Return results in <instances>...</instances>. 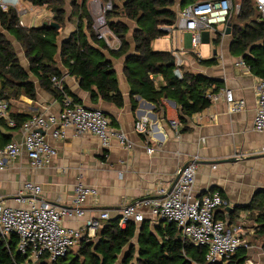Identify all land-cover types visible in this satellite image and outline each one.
Listing matches in <instances>:
<instances>
[{"label": "crops", "instance_id": "0c3cea01", "mask_svg": "<svg viewBox=\"0 0 264 264\" xmlns=\"http://www.w3.org/2000/svg\"><path fill=\"white\" fill-rule=\"evenodd\" d=\"M182 8L181 1H177L173 10L178 14ZM50 15L39 19V25H36L37 19L33 17L31 25L23 26H42L44 22L51 21ZM123 22L130 29L133 28L132 23ZM75 28L74 19L67 21L64 28L59 30V40L64 41ZM221 30L202 32L196 46L192 45L191 33L172 30L151 43L155 52L178 53L182 59V72L200 74L214 82L207 91L211 101L209 107L185 118L184 124L178 121L179 112L174 101L162 99L164 116L161 118L162 111H156L153 104L139 96L131 97L130 85L123 73V58L111 59L122 95L121 107L106 103L100 97L94 99L91 92L83 91L79 80L70 76L58 63L62 84L78 104L102 111L110 120V128L123 133L132 143V149L124 150L114 139L107 147H103L94 136L77 135L72 130H66L62 138H53V127H49L43 134L56 151L51 164L40 169L34 168L22 151L0 171V201L9 207L27 208L30 196H20L19 193L26 183H32L39 185L42 192L31 202H46L58 208H69L74 187L81 182L94 189L96 196L86 199L83 217L63 222L66 228L80 230L88 220L99 219L102 211L108 212V220L120 218L123 207L153 196L160 185L171 187L180 170L194 163L195 195L219 192L226 202V205L215 211V219L230 224L237 215L243 213L247 215L246 229L254 227V222L248 219L249 212L240 208L249 205L257 193L264 191V133H256L252 128L257 107L258 78L250 69H246L245 55L232 56L231 36L222 35ZM185 33L190 34L187 47L184 46ZM7 37L20 66L29 73V64L22 48L13 37ZM126 40L131 47L130 52H133L132 32L127 34ZM109 47L118 49L119 41L112 38ZM201 61L212 63L202 64ZM154 79L157 83L162 82L160 77ZM29 81L35 85L36 100L21 97L19 102L11 103L12 115L27 118L34 115L57 117L62 105L40 88L35 77L29 75ZM220 89H228L236 99L244 100V111L229 114L223 101H213L212 95ZM142 119L147 121L145 135L135 131V124ZM174 120L178 122L176 129L170 125V121ZM0 133L8 137L9 142L18 141L21 137L19 129H11L6 125L0 127ZM147 149H153V153L148 154ZM18 197H21L22 203L17 202ZM226 208H231L232 212L227 213ZM229 217L234 218L232 222H228ZM144 221H148L151 228L158 224L148 214ZM104 222H100V225ZM253 236L249 234L248 240ZM247 255L255 264H263L264 239L253 243Z\"/></svg>", "mask_w": 264, "mask_h": 264}, {"label": "trees", "instance_id": "16d2710c", "mask_svg": "<svg viewBox=\"0 0 264 264\" xmlns=\"http://www.w3.org/2000/svg\"><path fill=\"white\" fill-rule=\"evenodd\" d=\"M21 1L49 12L50 22L58 25L60 31L67 21L73 19L76 28L69 37L60 41L59 30L48 25L22 27L14 10L3 12L0 9V99L7 101L10 107L21 97L36 100L35 85L29 81V75L35 77L40 88L60 104L65 96L78 104L65 86L60 90L52 82L53 78L62 79L58 63L70 76L77 78L80 88L91 92L94 99L100 97L106 103L121 107L122 95L111 61L121 58L124 60L123 73L130 85L131 97H141L153 104L156 111L164 109L163 98L170 99L175 102L179 112L178 121L184 124L185 118L209 107L211 101L207 91L214 82L200 74L182 71V78L177 79L173 75V67H167L173 61L172 54L155 52L151 48L154 40L165 36L170 32L168 29L174 26L177 14L173 8L177 1L186 7L206 0H110L111 10L105 13V21L119 41L118 49H111L103 40L96 38L87 11V0H73L69 15L65 10V0ZM104 1L107 3L109 0ZM231 2L233 9L239 5V10L237 14L233 10L228 18L231 28L230 53L232 56L245 55L244 62L251 73L264 79V20L260 19L253 0ZM123 20L132 23L133 28L130 29ZM129 32H132L133 52H130L131 47L126 40ZM7 35L13 37L22 48L29 64V73L20 66ZM155 77H160L162 82H155ZM12 119L16 124L15 129H19L28 118L13 115ZM4 126V121L0 119V127ZM9 141L0 133V148ZM240 210L248 211V219L255 224L254 236L249 240L252 246L264 239V191L257 193L251 203ZM233 219L229 217L228 222ZM16 245L15 236L9 239L0 237V264L23 262V256L16 252ZM205 255V248L188 243L172 224L158 223L151 228L148 221L139 225L128 221L124 228H120L119 218H116L104 222L93 240H81L76 251H69L53 264H206ZM247 259V251L239 249L215 264H244Z\"/></svg>", "mask_w": 264, "mask_h": 264}, {"label": "built area", "instance_id": "2783aa9c", "mask_svg": "<svg viewBox=\"0 0 264 264\" xmlns=\"http://www.w3.org/2000/svg\"><path fill=\"white\" fill-rule=\"evenodd\" d=\"M253 1L256 3L260 19L264 20V0ZM20 3L21 0H0V9L3 12L14 10L19 16V25L24 27L20 17L33 12L34 6L30 5L26 9L17 11ZM88 4L96 38L103 40L109 46L110 40L116 39L105 21V13L111 10V1L104 3V0H90ZM233 10L237 14L239 5L233 9L231 0H206L188 5L177 14L171 30L191 33L192 45L196 46L202 32H215L217 27L221 26L220 33L223 35ZM172 56L173 75L181 79L182 59L178 53H173ZM246 69L249 67L246 66ZM52 82L58 89H62L61 80L53 78ZM211 98L215 102L223 101L229 114L239 113L245 109V101L236 99L228 89H220ZM256 101L252 128L256 133H264V79H257ZM61 105V112L57 117L34 115L20 126V139L0 148V171H3L22 151L26 153L32 167L40 169L49 166L56 155L55 149L47 143L43 134L49 127H53V138H62L66 130H72L77 135L94 136L103 147H107L114 139L124 150L132 149V143L123 133L110 128V120L102 111L75 104L68 96L64 97ZM12 116L9 103L0 99V119L7 127L14 129L16 124ZM146 125V119L138 121L135 124V131L141 135L147 134ZM170 125L176 129L178 122L170 121ZM147 152L152 154L153 149H147ZM195 180L196 165L190 163L184 167L173 186L160 185L153 192V196L140 203L123 207L120 212L119 227L124 228L128 221L140 224L146 219L147 214L156 223L172 224L188 243L206 249V264H215L224 258H229L239 249L246 251L252 249L247 236L254 234V229L253 227L250 230L246 229L247 215L239 214L230 224L216 220L215 211L226 205V202L219 192L196 196ZM41 192L39 185L26 183L19 195H29L31 201H34ZM95 196L94 189L78 182L74 187L69 208H58L46 202L31 201L27 208H14L0 201V237L17 238L16 252L24 258L19 264L45 262L53 264L64 258L71 248L77 247L81 240H93L101 226L100 222L109 219L108 212L102 211L99 219L88 220L83 229L74 230L63 225L65 220L83 217L86 199ZM22 201L21 197L17 198V202L22 203ZM244 264L255 263L247 259Z\"/></svg>", "mask_w": 264, "mask_h": 264}, {"label": "rangeland", "instance_id": "374dc122", "mask_svg": "<svg viewBox=\"0 0 264 264\" xmlns=\"http://www.w3.org/2000/svg\"><path fill=\"white\" fill-rule=\"evenodd\" d=\"M79 1H81V0H79ZM89 1L90 0H87V11H88V8H89ZM72 2H73V0H65V10H66V13H67V15H69V12H70V6L72 5ZM104 3H105V1H104ZM31 4L30 3H27V2H22L21 1V3H20V5H19V7H18V9H17V11H21V10H23V9H26V8H28L29 6H30ZM34 9V11L33 12H31L30 14H27V15H22L21 17H20V21L23 23V25L24 26H29V25H31V21L34 19L33 17H36L35 19H37L36 21V25H39L40 24V21H38L39 19H41V18H43V17H45L46 15L48 16V15H50V13L49 12H47L45 9H43V8H37V7H34L33 8ZM89 13V12H88ZM51 16V15H50ZM93 19H95L94 17H92ZM92 23H93V21H92ZM217 29H222V27L220 26V27H217ZM183 39H185L184 40V46L185 47H187V46H189V39H190V34H188V33H185L184 34V36H183ZM77 250V247H73V248H71V251L72 252H74V251H76Z\"/></svg>", "mask_w": 264, "mask_h": 264}, {"label": "water", "instance_id": "95a60500", "mask_svg": "<svg viewBox=\"0 0 264 264\" xmlns=\"http://www.w3.org/2000/svg\"><path fill=\"white\" fill-rule=\"evenodd\" d=\"M45 25H48V26H50V27L53 28V29L59 30V26L56 25V24H54L53 22H50V23L44 22V23L42 24V26H45ZM230 30H231V28H230V20L228 19V21H227V23H226V26H225V29H224V35H226V36H230ZM167 67H174V61H171V62L167 65ZM163 114H164V111H162V113H161V116H160L161 118H163V116H164ZM185 166H186V165H185ZM185 166H184V167H185ZM184 167H183V168L180 170V172L178 173V175H177L175 181L173 182L172 186L176 183V181H177L178 177L180 176L181 172L183 171ZM234 211H235V210H234ZM226 212H227V213H231V212H232V209H231V208H226Z\"/></svg>", "mask_w": 264, "mask_h": 264}]
</instances>
